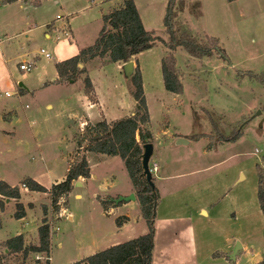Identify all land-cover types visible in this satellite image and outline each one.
I'll return each mask as SVG.
<instances>
[{
    "label": "rangeland",
    "instance_id": "1",
    "mask_svg": "<svg viewBox=\"0 0 264 264\" xmlns=\"http://www.w3.org/2000/svg\"><path fill=\"white\" fill-rule=\"evenodd\" d=\"M40 1L38 6L31 0L0 4V178L21 188L19 200L0 196V264H22L21 254L9 253L3 241L23 234L27 244L37 242L44 218L51 227L50 264H69L148 230L137 196L117 205L109 218L97 197L134 189L118 156L99 163L90 158L95 176L74 182L69 195L58 199L57 211L49 193L22 187L28 177L46 187L62 181L69 160L84 152L85 143L77 148V135L90 121L79 128L75 113L82 107L68 99L83 86L85 74L57 85L51 82L58 76L55 64L72 55V46L91 45L103 26V12L123 2ZM134 1L145 28L167 39L168 0ZM182 1L176 25L217 37L228 56L194 58L178 46L174 55L183 90L176 96L166 90L156 65L160 52L141 55L151 126L158 134L150 161L158 166L152 264H262L257 164L263 165L264 156V85L241 74L264 72V0H176V7ZM98 60L95 64L102 63ZM25 61L33 63L30 70L19 69ZM106 73L112 75V69ZM20 83L28 91L21 93ZM209 115L223 132L239 128L242 135L209 150L203 137L172 147L177 135L213 132ZM18 202L26 209L22 218L14 215ZM124 214L129 225L120 230L114 218ZM35 258L30 254L23 264L46 262Z\"/></svg>",
    "mask_w": 264,
    "mask_h": 264
},
{
    "label": "trees",
    "instance_id": "2",
    "mask_svg": "<svg viewBox=\"0 0 264 264\" xmlns=\"http://www.w3.org/2000/svg\"><path fill=\"white\" fill-rule=\"evenodd\" d=\"M180 6L184 7L183 1L178 7H176V0H168L167 2L164 16V26L168 34L166 39L145 28L134 0H123L119 7H113L102 15L103 26L91 45L81 48L76 54L55 64L58 77L51 82H76L81 74H85L83 91L90 101L98 103L94 85L89 75L86 74V63L96 58L101 59L102 64L125 63L140 52L162 45L165 48L161 59L164 86L170 92L182 93V78L174 55V50L178 46L183 47L194 58L211 57L214 53L226 58L228 55L220 45L217 37L209 36L206 33L195 35L190 28L181 24L176 25L175 18ZM241 75L255 78L264 85V72L255 73L250 70L243 72ZM19 88L21 93H24V86ZM127 89L133 100L134 114L110 121L102 117L95 122H87L84 131L77 135V148L80 149L85 143L84 152L75 159L71 158L69 160L68 170L62 181L52 184L51 187L44 186L32 177L21 181L22 187L27 190L49 193L52 206L57 211L59 207L58 199L69 195L74 182L78 181L79 178H89L91 176V166L87 153L118 156L123 161L134 186L148 230L137 237L110 245L69 264H152L155 205L158 194L156 196L153 194L146 178L141 174L142 145L147 141H152L153 133L150 130L151 117L142 73L138 64L127 79ZM206 112L210 113L207 110ZM210 119L213 132H196L186 137L190 140L207 138L209 143L206 148L211 149L217 144L236 141L242 135V130L239 128L230 133H225L219 129L211 116ZM262 160L263 165L257 164V196L260 209L264 215V156ZM0 196L19 200L21 188L0 178ZM97 197L105 212H109L111 208L123 202L116 203L115 198L112 196L101 197L98 195ZM43 210L47 213L48 208L46 205L43 206ZM14 215L17 218L26 215L22 202L17 203V210ZM127 220V215H120L116 217V224L120 227ZM37 230V242L27 244L24 235L17 234L3 241L4 248L11 254H21L22 264L30 254H46L50 258L51 230L46 218L42 220V224L38 226ZM35 260L39 262L40 259L35 258ZM261 263L264 264V259ZM45 264H50V259H46Z\"/></svg>",
    "mask_w": 264,
    "mask_h": 264
},
{
    "label": "crops",
    "instance_id": "3",
    "mask_svg": "<svg viewBox=\"0 0 264 264\" xmlns=\"http://www.w3.org/2000/svg\"><path fill=\"white\" fill-rule=\"evenodd\" d=\"M17 1L19 2L21 0H15V1L4 0V2H7V3L17 2ZM25 1H27V0H25ZM31 2L34 6H38V5H40L41 1L37 0V2H36V0H31ZM113 7H114L113 4L110 5L108 7V9L105 12H103V14L108 12ZM138 11H139V9H138ZM139 13H140V11H139ZM140 16H141V14H140ZM141 18H142V16H141ZM47 26L49 27V29L54 28L55 21L48 23ZM66 27H68V25H66ZM46 36L50 37V35H48V34ZM81 48H83V47L72 46V48L70 49V52H72V55H74ZM161 49L163 50V52L165 51L164 46H162V45L155 46V47H152L148 50H145L143 52L138 53L137 55H135L131 59L134 61V66L137 65V62L140 65V69H141V73H142V79H143V85H144V72H143L144 69H143V65L141 63L142 62L141 61V59H142L141 55H144V53H153V52L159 53L160 52L159 54H155L156 56L157 55L160 56L156 59L157 60L156 65L158 66V65H161L160 58H162V56H163V52L161 51ZM71 56H69V57H71ZM66 58H68V57H66ZM66 58H64V59H66ZM98 59L99 58H96V59H94V60H92L86 64V68H87L86 74L89 75V77H90V79L94 85V89H95V92L97 95L98 103H93L92 101H90L88 99V96L83 91V86L78 88L76 90L75 95H73V96L71 95L68 99L70 102L75 101V102L79 103L80 106L82 107L81 111H78L75 113V114H78L79 128L82 127L83 123L85 124L88 120L90 122H95V121L101 119L102 117H105L107 120L110 121V120H115V119H118L121 117H125V116H129V115L134 114L133 100L129 96L128 89H127L128 77L126 76V74L123 70V64L124 63L116 62V63H108V64H102V63L101 64H95V61H99ZM59 61H61V60H59ZM109 65H111V66H109ZM109 69H112V72H113L112 75L106 73V71ZM57 77H55V79ZM52 78H53L52 81L55 80L54 77H52ZM56 84L57 85H65L66 83H56ZM24 88L26 89V87H24ZM144 90H145V88H144ZM168 92H170V91H168ZM170 93L172 95H176V93H173V92H170ZM145 95H146V91H145ZM176 96H178V94ZM146 99L148 102V96L147 95H146ZM150 128H151V131L153 133L154 138H156V136H158V134L154 131L152 126H150ZM163 133H164V135L169 134L168 128L163 130ZM178 136H180V135H177L176 137H178ZM191 141L192 140H190V143H191ZM113 157H117V156H107V155L100 154V153H89V154H87V158H88L89 163H90V158H92L96 163H99V162L106 161L107 159H112ZM92 175H93V171L91 168V176L90 177H92ZM93 176H95V175H93ZM84 180H86V178L82 179L80 181L82 182ZM110 187H111V185L109 186V188ZM131 193H134L133 188L130 191H128L127 193L115 191V193H113V194L109 193L108 195H110L112 197L119 196V195L126 196V194H131ZM77 195L79 196V194H77ZM11 200L12 199H10L9 201H11ZM118 207H121V206H115V207L111 208L108 213L104 212L105 216L107 218H109L110 215L114 212V210ZM203 210H205L207 212V210L205 208H201L200 212L202 213ZM124 215H127V214H124ZM70 217H72V216H70ZM114 219H116V217ZM127 225H129V223L122 225L120 227L121 228L120 230H122ZM114 231H117V230H114Z\"/></svg>",
    "mask_w": 264,
    "mask_h": 264
},
{
    "label": "water",
    "instance_id": "4",
    "mask_svg": "<svg viewBox=\"0 0 264 264\" xmlns=\"http://www.w3.org/2000/svg\"><path fill=\"white\" fill-rule=\"evenodd\" d=\"M134 61L130 60L128 62H125L123 64V70L127 77L133 72L134 70ZM20 86H23L22 83H20ZM190 139L186 136L180 135L174 139L172 142L173 147H178L180 145H189ZM154 154V143L151 141H147L142 145V154H141V167H142V176L146 178L149 186L152 189L153 194L156 196V186L154 182V174L150 168V161ZM77 184H80V182L77 181ZM10 198L7 199L9 201ZM135 201L136 195L135 193H131L129 195H119L117 198H115V202L119 203L122 201Z\"/></svg>",
    "mask_w": 264,
    "mask_h": 264
},
{
    "label": "built area",
    "instance_id": "5",
    "mask_svg": "<svg viewBox=\"0 0 264 264\" xmlns=\"http://www.w3.org/2000/svg\"><path fill=\"white\" fill-rule=\"evenodd\" d=\"M3 2H4V0H0V4L3 3ZM40 53L43 54L45 57H48V58L50 57V54L48 52H46L43 48H41ZM32 66H33V63L25 61V62L20 63L19 69H21V70H30ZM6 95L10 96V95H12V92L7 91ZM157 167H158L157 163H155L153 161L150 162V168H151L153 174L157 170ZM50 229H51V227H50ZM43 257L45 259H50L49 256H43V255H40V254H36V258H38V259H43Z\"/></svg>",
    "mask_w": 264,
    "mask_h": 264
}]
</instances>
